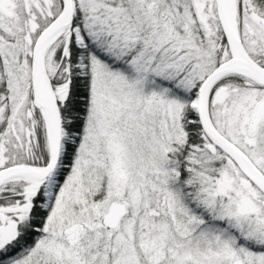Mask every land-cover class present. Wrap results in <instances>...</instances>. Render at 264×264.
I'll return each instance as SVG.
<instances>
[{
    "label": "snow or ice",
    "instance_id": "6c2138e0",
    "mask_svg": "<svg viewBox=\"0 0 264 264\" xmlns=\"http://www.w3.org/2000/svg\"><path fill=\"white\" fill-rule=\"evenodd\" d=\"M0 264H264V0H0Z\"/></svg>",
    "mask_w": 264,
    "mask_h": 264
}]
</instances>
